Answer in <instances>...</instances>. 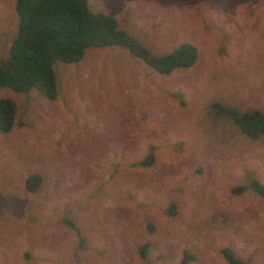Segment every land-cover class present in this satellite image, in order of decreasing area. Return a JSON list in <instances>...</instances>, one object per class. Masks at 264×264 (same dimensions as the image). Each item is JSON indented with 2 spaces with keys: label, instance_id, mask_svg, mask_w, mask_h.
I'll return each mask as SVG.
<instances>
[{
  "label": "rangeland",
  "instance_id": "obj_1",
  "mask_svg": "<svg viewBox=\"0 0 264 264\" xmlns=\"http://www.w3.org/2000/svg\"><path fill=\"white\" fill-rule=\"evenodd\" d=\"M15 3L0 0V61ZM87 3L154 54L188 42L198 57L161 74L125 46L90 47L54 64L53 100L0 89L17 105L0 131V264H229L225 247L264 264V197L249 186L264 185V135L212 108L264 112V0Z\"/></svg>",
  "mask_w": 264,
  "mask_h": 264
},
{
  "label": "trees",
  "instance_id": "obj_2",
  "mask_svg": "<svg viewBox=\"0 0 264 264\" xmlns=\"http://www.w3.org/2000/svg\"><path fill=\"white\" fill-rule=\"evenodd\" d=\"M17 32L11 42L8 56L0 61V89L10 88L17 92H28L35 88L48 99L57 96V77L54 64L57 61L75 63L80 61L90 47L121 45L142 59L161 74L175 69L191 67L197 60V47L183 42L165 54H154L144 45L128 36L113 17L89 9L87 0H16ZM215 114L226 113L249 138L264 135V112L252 109L237 112L221 104L212 106ZM17 105L11 98H0V131H9L15 121ZM153 154L143 160L151 164ZM41 175L34 173L25 180L29 192L36 191L41 184ZM264 197V185L252 181L249 185ZM243 188L235 189L236 192ZM171 213L173 211L171 210ZM229 264H240L230 247L223 249ZM183 257V263L194 256Z\"/></svg>",
  "mask_w": 264,
  "mask_h": 264
}]
</instances>
